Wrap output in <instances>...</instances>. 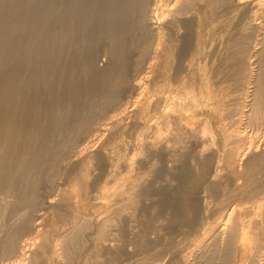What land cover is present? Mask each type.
Masks as SVG:
<instances>
[{
  "label": "bare ground",
  "instance_id": "bare-ground-1",
  "mask_svg": "<svg viewBox=\"0 0 264 264\" xmlns=\"http://www.w3.org/2000/svg\"><path fill=\"white\" fill-rule=\"evenodd\" d=\"M20 1L0 12V264L126 259L111 231L149 178L133 167L171 172L182 157L198 212L183 232L151 233L138 264H264V0ZM120 142L124 195L108 187L96 196L108 206L89 214L88 157ZM223 160L235 178L263 175L205 222Z\"/></svg>",
  "mask_w": 264,
  "mask_h": 264
},
{
  "label": "rangeland",
  "instance_id": "rangeland-1",
  "mask_svg": "<svg viewBox=\"0 0 264 264\" xmlns=\"http://www.w3.org/2000/svg\"><path fill=\"white\" fill-rule=\"evenodd\" d=\"M2 2L4 1V4H2V6L4 7H2L1 9H0V12L2 11H4V14L5 13H7L8 12V10H7V12H5L6 10H5V8L7 9V5H9V3L10 2H15V3H19V4H23V3H20L21 1L20 0H1ZM0 1V2H1ZM5 1H6V3H5ZM8 1V2H7ZM2 9H4V10H2ZM14 10V9H13ZM16 11V10H15ZM19 12H21V13H23L24 12V10H22V11H19ZM9 13H11V12H9ZM14 13V12H13ZM20 13V14H21ZM1 14H3V13H0V15ZM15 14H16V12L13 14V17L15 16ZM5 16H6V14H5ZM18 16H20V15H18ZM0 17H4L3 15H1ZM22 37H24L23 35H22ZM20 39H23V38H21V35H20ZM18 40V43L17 44H19L20 42H21V40ZM20 41V42H19ZM23 41V40H22ZM187 45H189V44H187ZM219 52L221 53L222 51H221V48L219 49ZM228 77H226V79H227ZM224 80H225V78H224ZM223 80V81H224ZM228 80H229V78H228ZM228 82H230V81H228ZM225 84H227L228 85V83H227V80H226V83H225V81H224V83H223V86L221 85V87H226V86H224ZM132 123H133V121H132ZM250 127V126H249ZM248 127V129H252L251 127L249 128ZM124 141V140H123ZM121 146V147H120ZM115 147V150H114V148L112 147V148H107V149H104L103 150V152H102V154L101 155H98V156H93V157H88V160L87 161H89L90 160V162H92L91 161V159L93 160V162L94 163H90L89 164V162L87 163V165H89V166H86L85 168H86V173L87 174H90V175H87V176H89L88 178L90 179L89 181H88V183H89V189L87 188L86 189V191L88 190V193H87V195L88 196H90V197H87L89 200H90V198L92 199V197H93V199L91 200V201H93L94 200V202L92 203L91 201H90V203H88V204H86L87 202L86 201H89V200H84V202H86V203H84V204H86L85 206H84V208H85V210L89 213V214H93V212L95 213V211L97 212V213H99V211H101L102 209H104L103 207H107L108 206V200L106 201V199L105 200H103L104 202H106V204L101 200L102 198H98V197H96V196H100L101 194H103V193H106L108 190H107V188L108 187H110V188H113L114 187V191H115V193L116 192H120L121 191V194H122V196L124 195V174H125V172H127L126 170L127 169H124V161L126 160L127 161V159H124V142L122 143V142H120L118 145H116V146H114ZM121 149H120V148ZM116 148H119V149H116ZM112 150V152L114 153H112V152H110L109 153V151H111ZM114 150V151H113ZM118 150V151H117ZM105 151V152H104ZM116 154H117V157L119 158H117L116 157ZM108 157V160H107V157ZM110 155H112V156H110ZM115 155V156H114ZM118 155H120V156H118ZM114 156V157H113ZM104 157H106V158H104ZM116 157V158H115ZM90 158V159H89ZM94 159H95V161H94ZM116 159H118V160H116ZM125 161V162H126ZM152 161V162H151ZM154 160L153 159H150V160H147V162H146V165H145V168H138L137 166V164H135V166L137 167H133V170H134V168L136 169V170H134V171H132L131 173L133 174V173H136V172H138V171H143L144 173H145V171H147V176H146V178L147 177H149V178H147V180H146V182H145V184H144V187L141 189L142 191H140L139 192V194H138V196L136 197V203H138V204H135V205H132L131 206V208H129L128 210L130 211L129 212V215H130V217H129V215H127L128 213H126L124 210V207H123V211L125 212H123V211H121L122 212V214L124 213V215H123V217H122V219L120 218V220H122V221H116L115 222V231L114 230H112L111 232L112 233H114V232H116L115 234H117L118 235V239L119 240H121V241H119L118 239L116 240V242L117 241H119V243L117 242V243H115V241H112L113 242V246H117L115 249H114V251L116 252V253H118V254H120V253H122L123 254V251H124V255H126L125 253H126V250H128L127 251V254L128 255H130L129 253L130 252H132L131 254L133 255H131L130 257H128V255H127V258H129L130 260H127V258L125 259V257L122 255V257H120L121 259L120 260H122L123 261V264H138V259L140 260V259H143V257H141L142 255H145V253H144V249L145 248H143V247H145V243L144 242H146V241H148V242H153L155 239H159V238H161V236H163L164 237V235L163 234H166L167 235V231L169 230V232L170 231H173V230H175L176 232H183L184 230H187L188 229V226L194 221V219H195V215H196V213L198 212V210H197V208H196V201L195 200H197L196 199V191L194 192L193 191V188L191 187V185H190V181H191V177L193 176V173H194V171H195V169H196V167H195V165H193L192 164V161L189 159V158H184V157H182L181 158V161L182 162H180L179 163V167L178 168H176V169H174L173 171H171V172H169L167 169H165V168H162L161 166H157V165H154V162H153ZM224 161V162H223ZM221 163H218V164H221V167L219 166V167H217L218 169V171H213V174H215L216 175V173H218V174H220L219 176H218V174L215 176V188H212L213 187V185L210 187V191L209 192H207V196H208V198L207 197H205V200L204 201H206V205H207V209H209L210 211H208L207 209H206V211H207V213H206V218H205V216H204V220H205V222L207 221H209V223L210 222H212V221H216V220H218V215H219V211L221 210V208H223V205L224 204H226V203H230V200H232V202L230 203L231 205H228V206H231V207H233L234 205V198L236 199V197H237V195L236 194H238V192H240L239 190H240V188H241V186H242V184H244V183H246L249 179L248 178H252V177H262V175L264 174L262 171V173L260 174V170H262V169H264V165H263V163H262V165L260 164V170H258L257 171V173L256 172H254L252 175L253 176H247L246 174H244L243 172H244V169L242 170L243 172H241V173H237V174H239V176L237 177V178H235L236 176H233V175H235V174H233L232 175V173H230V172H228V167L226 168L225 166L226 165H224V167L225 168H223V163H225V160H223ZM97 164H96V163ZM108 162V163H107ZM151 162V163H150ZM109 163H110V165H112V166H110L109 165ZM122 165H121V164ZM148 163H150V164H148ZM93 164L95 165V167H96V170H94L95 169V167H93ZM148 165V166H147ZM151 165V166H150ZM192 165H193V167H192ZM216 165H217V163H216ZM90 166H92L91 167V170H93V172H95V173H93L89 168H90ZM108 166H110V167H108ZM116 168H115V167ZM107 167V168H106ZM150 167V168H149ZM262 167V168H261ZM220 168V169H219ZM243 168H244V166H243ZM98 169V170H97ZM109 169V170H108ZM87 170H89V171H87ZM240 170V171H241ZM91 171V172H90ZM125 171V172H124ZM220 171V172H219ZM226 171V172H225ZM264 171V170H263ZM216 172V173H215ZM93 173V174H92ZM229 175H228V174ZM223 175V176H222ZM245 175V176H244ZM190 178H189V177ZM122 177H123V179H122ZM168 177H170V178H172L174 181L173 182H179V183H171L172 182V180L170 179V181H166V180H169V179H167ZM187 177L189 178V179H187ZM219 178L218 179V182H216L217 181V179L216 178ZM234 177V178H233ZM263 177H264V175H263ZM223 178V179H222ZM226 178V179H225ZM69 179H70V175H68V174H64L63 176H62V178L60 179V184H61V187H63V188H69L70 187V185H69ZM157 179L159 180V179H161V180H159V181H157ZM239 180H240V182H239ZM245 180H246V182H245ZM181 181V182H180ZM233 181V182H232ZM228 182H230V184L228 183ZM238 182H239V184H238ZM229 184V185H228ZM237 184V186L235 187V185ZM228 185V187L227 188H225L226 186ZM239 185V186H238ZM181 186V187H180ZM187 187H189V189L187 188ZM230 187V188H229ZM234 187V188H233ZM180 188V189H179ZM237 188V190H238V188H239V190H238V192H235V191H237V190H235L234 191V189H236ZM245 188H247V189H249V186L248 187H246L245 186ZM147 189H149V190H147ZM192 190V192H190V191H188V190ZM231 189H233L232 191H231ZM246 189V190H247ZM186 190V191H185ZM175 191V192H174ZM188 191V192H187ZM231 191V192H230ZM186 192H187V194H186ZM228 193V194H227ZM236 193V194H235ZM183 194V195H182ZM185 195V196H184ZM239 195V194H238ZM139 196H140V198H139ZM180 196H181V198H180ZM211 196V197H210ZM216 196V197H215ZM95 197V198H94ZM146 197V198H145ZM184 197H186V198H184ZM215 197V198H214ZM218 197V198H217ZM98 198V199H97ZM211 198V199H210ZM213 198V199H212ZM98 201H97V200ZM140 199V200H139ZM142 199H144V200H142ZM207 199V200H206ZM218 199H219V201H218ZM221 199V200H220ZM224 199V200H223ZM101 202H100V201ZM137 200H138V202H137ZM186 200V201H185ZM213 200H214V202H213ZM223 200V202H221ZM95 201H97L96 203H95ZM200 202V205L201 204H203V203H205V202ZM212 203H211V202ZM227 201V202H226ZM229 201V202H228ZM144 202V203H143ZM207 202H209L208 204H207ZM219 202V204H217ZM226 202V203H225ZM135 203V202H134ZM167 204V205H166ZM189 204V205H188ZM199 204V203H198ZM223 204V205H222ZM103 206V207H101V206ZM212 205H214V206H212ZM233 205V206H232ZM248 205V204H247ZM93 206H95V207H93ZM98 206H100V207H98ZM137 206V207H136ZM210 206V207H209ZM134 207H136L135 208V211L133 212V208ZM186 207H188V208H186ZM215 207V208H214ZM218 207V208H217ZM92 208V209H91ZM96 208H99V209H96ZM138 208H140V209H138ZM101 209V210H100ZM126 209H127V207H126ZM130 209H132V210H130ZM143 209H145V210H143ZM187 209H190L189 211L187 210ZM99 210V211H98ZM170 210V211H169ZM213 210H215V211H213ZM91 211V212H90ZM188 211V212H187ZM217 211V212H216ZM191 214H190V213ZM214 212V213H213ZM131 213H132V215H131ZM141 213V214H140ZM216 213V214H215ZM218 213V214H217ZM121 214V213H120ZM122 214H121V216H122ZM135 214V215H134ZM138 214H140V215H138ZM169 216H168V215ZM187 214L189 215V216H187ZM213 216H212V215ZM126 215V216H125ZM138 217H137V216ZM134 216V217H133ZM136 216V217H135ZM173 218H172V217ZM127 217H129V218H132V219H129V218H126ZM187 217H189V218H187ZM213 217H214V219H213ZM254 217H256V215H254ZM159 218V219H158ZM169 218H171V220H169ZM186 218V219H185ZM208 218V219H207ZM211 218H212V220H211ZM245 218H249V217H245ZM132 220V221H131ZM173 220V221H172ZM178 220V221H177ZM211 220V221H210ZM128 221H130L129 223H128ZM145 221H146V223H145ZM148 221H150V222H148ZM157 221L159 222V223H157ZM168 222L169 221V224H166V226L164 225V224H160V223H163V222ZM174 221H176L177 223H178V225H181V226H183V229H181L182 227L181 226H177L176 224L177 223H173ZM191 221V222H190ZM150 223V224H148V223ZM166 222V223H167ZM170 222H172V223H170ZM133 225H135L137 228H139L140 227V229H138V230H140V235L141 236H143V237H141L140 235H139V233L137 232V229H136V227L134 228L133 226H131L132 224ZM144 223L145 224H148V229L146 228L147 227V225H144ZM154 223V225H156L157 224V226H156V228H155V226L153 227L152 226V224ZM156 223V224H155ZM121 224V225H120ZM141 224H143V225H141ZM159 224V225H158ZM172 224H175L174 225V227H173V230H172V228H170V226L172 225ZM183 224H185V225H183ZM129 225V228L127 227ZM168 225H170V226H168ZM141 226H143V230L141 229L142 227ZM146 226V227H145ZM151 226H152V228H153V230L152 231H154V233L155 232H157V231H159L160 229H163L164 231H160V233H161V235L159 234V235H156V234H158V233H156L155 235H154V233L150 230V229H152L151 228ZM161 227V226H163V227H161V228H159V227ZM173 226V225H172ZM145 227V228H144ZM166 229H165V228ZM169 229H168V228ZM186 227H187V229H186ZM123 228V229H122ZM132 228L134 229V230H132ZM155 228V229H154ZM180 228V229H179ZM118 230V232H117V230ZM129 229V230H128ZM168 229V230H167ZM171 229V230H170ZM179 229V230H178ZM136 230V232L137 233H134L133 231H135ZM147 230H148V232H147ZM181 230V231H180ZM183 230V231H182ZM129 231V232H128ZM142 231V232H141ZM122 232H123V234H122ZM144 232V233H143ZM164 232V233H163ZM119 233H121L122 235V237L120 236L119 237ZM133 235H132V234ZM145 233H147V234H145ZM151 233H152V235L153 236H155V239H152V238H154L152 235H151ZM129 234H131L130 236H128ZM139 237L140 236V238H138V237H136V235ZM147 235V237L145 236V235ZM125 235V236H124ZM133 236V237H132ZM149 236H150V238H149ZM159 238H158V237ZM128 237L130 238V237H132V240L131 239H128ZM120 238H122L123 240L125 239H128V240H124V242H122L123 240L122 239H120ZM133 238H134V240H133ZM138 238V239H137ZM132 241L133 242V244H131V242H129V241ZM140 240V241H139ZM142 240V241H141ZM127 241L129 242V247L131 248H129L126 244H124V243H127ZM138 241V242H137ZM144 241V242H143ZM187 241V240H186ZM140 242H143V243H141L140 244ZM121 244H122V246H124V247H122L121 246ZM128 244V243H127ZM141 246H140V245ZM118 245H120L121 247H120V249H119V246ZM134 245V248H132L131 246H133ZM136 246V247H135ZM118 248V249H117ZM127 248V249H126ZM135 248H137V249H135ZM130 249V250H129ZM132 249H135V250H132ZM139 249L141 250V251H143V252H141V251H139ZM117 250V251H116ZM130 251V252H129ZM138 252H140V253H138ZM103 253V252H102ZM99 254L98 256H96L94 259H93V261L91 262V264H100V263H103V262H105L106 264L108 263V262H106L107 260L108 261H110V260H113V261H110L111 262V264H121V262L122 261H120V260H118L119 258H117L118 257V255H113L114 257H115V259H114V257L113 256H111V255H109V254H107V253H103V254ZM141 253H142V255H141ZM144 253V254H143ZM109 255V256H108ZM249 255V254H248ZM247 255V257H246V260H244V261H242V262H240L239 264H246L247 263V261L249 260L248 258H250V256H248ZM134 256H138L137 258L136 257H134ZM108 257H111V258H113V259H108ZM141 257V258H140ZM117 258V259H116ZM96 259V260H95ZM125 259V260H124ZM136 259V260H135ZM115 260V261H114ZM116 260H118V262L116 261ZM127 260V261H126ZM137 262V263H134V262ZM95 262V263H94ZM110 262H109V264H110ZM113 262V263H112ZM116 262V263H115ZM125 262V263H124ZM104 264V263H103Z\"/></svg>",
  "mask_w": 264,
  "mask_h": 264
}]
</instances>
